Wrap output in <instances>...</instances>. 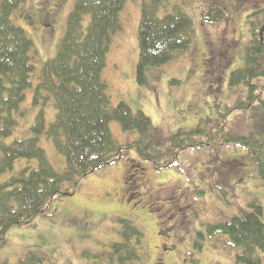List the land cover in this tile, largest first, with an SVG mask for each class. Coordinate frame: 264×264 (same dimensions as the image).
Here are the masks:
<instances>
[{"label":"trees","instance_id":"16d2710c","mask_svg":"<svg viewBox=\"0 0 264 264\" xmlns=\"http://www.w3.org/2000/svg\"><path fill=\"white\" fill-rule=\"evenodd\" d=\"M24 1L1 0L0 3V247L6 243L7 232L12 226L31 224L40 214L54 215V203L59 197L67 192L74 193L82 179L111 165L132 147L137 150L139 157L131 161L134 168L127 174L128 177L133 176L130 184L137 180L133 185L134 192L131 191L134 202L130 203L143 206L153 215L154 206L146 207L145 203L140 202L151 201L144 159L150 160L157 169L172 167L177 165L182 150L202 147L212 142L224 147L225 139L230 144L245 147L264 177V128L258 133L252 131L247 135H234L225 130L221 132L223 126H220L217 131L220 142L213 136L207 137L213 139L203 140L201 137L207 134L199 125L190 131L180 130L172 135L167 148L163 149L162 135L145 113H134L125 102L113 105L108 84L102 74L113 37L122 28L126 0L75 1L56 54L45 59L34 90L35 103L53 99L55 117L47 124L43 109H39L32 124L31 136H14L19 120L24 116L22 104L26 90L32 87L31 77L36 72L32 62L33 54L35 57L34 42L13 18ZM232 1H222L223 9L208 7L205 2V18L219 22L225 18L227 11L230 13L231 7L234 8ZM237 1L244 2L247 7L252 3L251 7L257 9L255 13H264V8L258 7L264 0ZM53 2L41 0L43 9L49 6V14L45 15L44 23L49 24L50 28L58 21L56 16L59 9L55 5L52 10ZM140 2L136 79L142 84L146 68L166 65L193 45L194 21L177 0ZM26 11L18 13V17H23L28 24H36V12L31 17ZM262 25L264 22H251L244 65L230 72L229 84L232 87L246 85L248 98L252 102L259 98L260 105L264 108V33H259ZM223 53L216 59L210 54L207 60L199 63L201 68L204 65L202 70L205 83L220 76L217 71V77L211 68L213 65L221 73L228 64L231 56L228 57L225 51ZM213 73L214 76L211 77ZM112 122L120 123L125 131H138L139 138L133 142L121 143L114 137L110 126ZM41 134H46L55 148L63 154L64 158L59 159L58 164L40 146ZM245 166L243 158L235 156L221 160V164L214 165L213 170L216 176H227L229 180L246 175ZM219 168L222 169V174L218 173ZM217 178L219 177H214V181ZM223 182L230 185L227 181ZM183 196L186 200L189 199L187 193L183 192ZM125 200L129 198L126 197ZM175 201L181 206L189 205V201L181 203L178 195ZM249 205L250 210L210 228L208 232H220L229 238L230 244L239 248V253L235 256L236 262L260 264V253H264V210L257 202ZM76 214L78 213L74 212L72 218ZM121 221L124 241L111 247L124 261L126 257L137 255V246L141 244L143 233L130 220ZM72 233L76 234V231L73 230ZM29 236L31 233L24 235V238ZM195 245L200 246L198 243ZM125 248L132 251L126 254ZM2 264L7 263L4 261ZM19 264H48V261L44 255L32 250Z\"/></svg>","mask_w":264,"mask_h":264},{"label":"rangeland","instance_id":"374dc122","mask_svg":"<svg viewBox=\"0 0 264 264\" xmlns=\"http://www.w3.org/2000/svg\"><path fill=\"white\" fill-rule=\"evenodd\" d=\"M40 1L27 0L13 15L16 23L34 42L35 57L33 54L32 62L36 70L31 77L33 85L26 90L22 104L24 116L20 118L14 132V136L19 138L31 136L32 124L39 109H43L47 124L55 117L53 99L35 103L34 90L45 59L56 54L58 43L65 32L68 15L73 10L76 0H53L51 7L57 5L59 10L58 21L54 23L52 29L45 28L40 22L26 24L17 19L18 13L38 7ZM177 1L193 18V45L166 65L146 68L145 80L140 84L136 79L140 0H126L123 10L124 28L111 44L102 74L108 83L114 105L125 102L134 112L143 111L149 116L162 135L163 149L167 148L172 135L181 129L189 131L198 124L206 134L220 142L217 133L220 126H223L221 132L225 130L234 135L262 131L264 108L259 101L254 103L248 98L246 85L232 87L229 84L231 70L244 65L250 38L248 21L259 17L252 16V11L244 2L233 0L234 8L231 7L230 13L227 11L225 18L215 23L214 20L209 21L202 16L206 9L205 2L208 1ZM222 1L224 2L214 0L213 7L223 9ZM251 5L252 3L249 7ZM263 8L264 2H261L260 9ZM228 45H233L229 51L231 57L227 54L230 57L228 64L221 73L220 69L213 65L211 68L217 77L218 73L220 76L205 83L202 70L204 65L201 68L199 63L207 60L210 54L215 59L218 58ZM213 76L214 73L211 77ZM240 102L242 103L239 104ZM110 126L115 138L120 142H133L139 138L138 131H125L118 122H112ZM223 140L226 144L224 147L212 142L210 146L182 150L177 165L170 168L158 170L153 167L150 160H143L150 180L149 194L158 190L170 192L173 188L181 203L191 202L189 193L196 196L197 200L203 197L200 198V203L196 204L202 210L200 216L192 217L187 229H175L168 236L167 239L171 240L172 244L169 249L160 247L164 236L158 230L156 216L141 205L133 206L129 200H125L122 193L117 192L123 188V175L126 170L120 172L111 168L118 164H126V159L123 158L115 165L105 166L82 179L72 195L59 197L54 203V207L58 208L56 214L52 216L40 214L31 224L12 226L6 235L7 246L4 245L0 249V264L5 260L7 264H16L17 259L19 264L24 246L18 248V245L26 243H29V250L44 255L48 264H112L109 258L111 244L124 240L121 234L122 219L130 220L143 233L141 247L146 254L136 264H153L161 254L169 257L166 260L167 264H241L235 260L239 248L230 244L229 238L225 235L215 237L206 235L202 248L194 244L198 232H206L208 224L221 219L230 220L234 215L250 210L249 204L252 202L262 205L264 210V177L260 168L243 147ZM39 144L57 164L59 159L64 158L46 134L39 136ZM126 154L130 158L139 157L134 147L127 149ZM235 156H241L245 161L246 175L229 180L227 176H216L213 170L215 160L219 157L226 160ZM110 170L112 172H109ZM221 172L222 169L219 168L218 173L222 174ZM214 177L219 178L214 181ZM240 178L242 179L238 180ZM223 181L229 182L230 185ZM186 187L189 191L184 190ZM196 189L206 192L201 195L202 193ZM183 192L187 193L188 200L183 196ZM204 209L206 211H203ZM74 212L78 214L72 218ZM61 215L60 225H57L55 221ZM73 230L76 234L72 233ZM30 233L31 236L24 238V235L28 236ZM17 248L19 253H15ZM260 256L262 258L260 264H264V253H260Z\"/></svg>","mask_w":264,"mask_h":264},{"label":"flooded vegetation","instance_id":"af4514ba","mask_svg":"<svg viewBox=\"0 0 264 264\" xmlns=\"http://www.w3.org/2000/svg\"><path fill=\"white\" fill-rule=\"evenodd\" d=\"M46 14H49L48 10L41 11L38 20L40 18L45 17ZM130 178L131 180H129V178L127 177V185H129L128 183L132 182L133 180L132 176H130ZM125 193L128 195L129 200L134 202V198L131 195V191L125 188ZM150 199L151 201L144 200L140 202H142V204L145 203L146 207H155L157 205H161L155 207L157 210L156 212H164L163 215L160 217V220H162V222L166 221L164 226L168 231L172 228L181 227L182 225L186 224L187 219L189 217V213L191 212V204L185 206L178 205L175 201V198H171L168 192L160 193L159 191H156L150 195ZM174 202L176 203L175 206H173ZM155 264L159 263L155 262Z\"/></svg>","mask_w":264,"mask_h":264}]
</instances>
